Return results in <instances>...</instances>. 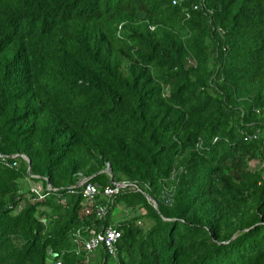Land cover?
Returning a JSON list of instances; mask_svg holds the SVG:
<instances>
[{"label": "trees", "instance_id": "obj_1", "mask_svg": "<svg viewBox=\"0 0 264 264\" xmlns=\"http://www.w3.org/2000/svg\"><path fill=\"white\" fill-rule=\"evenodd\" d=\"M0 156V264H264V0H0Z\"/></svg>", "mask_w": 264, "mask_h": 264}, {"label": "built area", "instance_id": "obj_2", "mask_svg": "<svg viewBox=\"0 0 264 264\" xmlns=\"http://www.w3.org/2000/svg\"><path fill=\"white\" fill-rule=\"evenodd\" d=\"M184 0H172L173 5H179ZM24 160L28 162L29 160L25 156H15L13 159ZM0 159L5 160L2 156ZM264 165V164H263ZM9 168H14L18 166V162H14L13 164H7ZM109 171V169H108ZM110 174V173H109ZM126 189H137L136 185L121 183L115 184L102 189L99 185L90 183V180L82 181L78 187H73L69 189V195H81L86 202L85 213L90 215L94 209L99 217H104L106 215V210L103 207L97 206L99 201L111 200L113 197H116L122 193L123 190ZM48 190H51L48 187ZM31 193L38 197L39 200H45L46 195L44 194V189L40 185H33L31 187ZM65 203V202H64ZM90 237L86 240L82 234V231H78L75 237V242L81 244V248L79 251H82L88 255H97L99 251L105 250L108 254L114 258L117 257L118 254V244L121 239V232L118 231L115 227H108L102 231V233H98L96 230H89ZM75 236V235H74ZM61 264V263H58Z\"/></svg>", "mask_w": 264, "mask_h": 264}, {"label": "rangeland", "instance_id": "obj_3", "mask_svg": "<svg viewBox=\"0 0 264 264\" xmlns=\"http://www.w3.org/2000/svg\"><path fill=\"white\" fill-rule=\"evenodd\" d=\"M261 166L262 165L259 162H253L250 165V168H251V170L255 171V170L261 168ZM114 217H115V221H117L118 223L125 219L124 212H122L120 209H117V211L115 212Z\"/></svg>", "mask_w": 264, "mask_h": 264}, {"label": "water", "instance_id": "obj_4", "mask_svg": "<svg viewBox=\"0 0 264 264\" xmlns=\"http://www.w3.org/2000/svg\"><path fill=\"white\" fill-rule=\"evenodd\" d=\"M29 162V168H31V162L30 161H28ZM111 173V185H114V176H113V173H112V171H110ZM48 185H50V183L48 182ZM149 199V198H148ZM157 204L155 203V207L157 208Z\"/></svg>", "mask_w": 264, "mask_h": 264}]
</instances>
